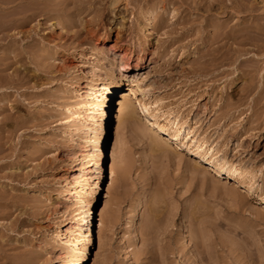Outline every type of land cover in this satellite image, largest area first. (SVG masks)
<instances>
[{
	"label": "rangeland",
	"instance_id": "374dc122",
	"mask_svg": "<svg viewBox=\"0 0 264 264\" xmlns=\"http://www.w3.org/2000/svg\"><path fill=\"white\" fill-rule=\"evenodd\" d=\"M11 1L0 0V264L64 258L58 237L78 213L68 189L88 151L99 185L83 264H264V0H35L34 20L30 0ZM108 77L144 92L134 121L119 120L113 95L96 147L72 132L70 107ZM145 103L253 167V188L148 132L163 118Z\"/></svg>",
	"mask_w": 264,
	"mask_h": 264
},
{
	"label": "bare ground",
	"instance_id": "6f19581e",
	"mask_svg": "<svg viewBox=\"0 0 264 264\" xmlns=\"http://www.w3.org/2000/svg\"><path fill=\"white\" fill-rule=\"evenodd\" d=\"M38 1L30 0V2H28V3H30L28 6L31 5V7H32V8L28 7L29 11L31 9L32 13L28 14L29 17H27L26 19L29 18L28 20H30V19L34 20V17L37 16V12H38V11L36 12V10H39V12L42 11V10H40V7H39V9H37V8H35V6H36V4L39 5V3L41 5L44 1L41 0L42 3L41 2L37 3ZM45 1H47V0H45ZM119 1L120 0H113L114 3H118ZM126 1L130 2V0H126ZM73 3L74 2H72V4ZM184 3L186 4V2H184ZM184 3L182 5H184ZM219 3H220V1H219ZM221 3H223V1ZM75 6L76 5H74V7ZM231 6H232V4H231ZM47 7H49V6H47ZM77 7H78V5H77ZM77 7H75L76 9L74 8L75 11L78 9ZM82 7L79 8L80 13H83V11H84V7L83 8ZM213 7H214V5H213ZM50 9H53V8H50ZM86 9H88V8H86ZM97 10H98L97 12L100 11L99 12L100 14L98 13L99 17H100V16L105 14L106 7H104V8L101 7ZM41 13H39V14H41ZM46 13H48V12H46ZM51 13H52V11H51ZM49 14H50V12H49ZM61 15H63V14H61ZM74 16H76V15H74ZM81 18H83V17H81ZM78 20H79V18H78ZM113 22L114 21L112 20V23ZM71 24L74 25L75 22H73ZM222 24H224V23H222ZM70 27H71V25H70ZM214 31H217V30L215 29ZM234 32H232V33H234ZM226 34H225V36L227 38L228 34L227 35ZM213 35H214V38H213ZM230 36H232V35H230ZM230 36L228 37L229 39H230ZM218 37H220V36H218ZM240 37L243 38V36H240ZM215 38H216V35L213 33L211 40L215 39ZM233 38H236L235 35ZM245 39H248V38H245ZM250 39H252V38H250ZM252 40H254V39H252ZM234 41H235V39H234ZM236 41H240V40L237 39ZM234 43H236V42H234ZM143 51H144V49H143ZM149 53L150 52L145 49L142 56H145L146 54H149ZM124 55H125V53H124ZM230 57H231V55H230ZM110 78L111 77H108L107 81L102 86L97 85L98 83L96 82V79H93V80L91 79L92 80L91 83L89 85H87L88 87H86L87 89L82 93L80 100L77 103H75L74 105H72V107H70L71 108L70 109V115H71L70 116L71 117L70 118V128H71L72 132H74L75 136L80 137L82 140H85L89 144L92 142L93 143L92 145H95L96 147H99L100 144L102 143V138H103L102 128L104 126L103 119H106L108 117L109 108H110L109 104L113 99V95H115L117 92H119V97L122 98L118 102V108H117L119 120L121 122L124 120H126V121L127 120H129V121L133 120L134 121L137 119V117H135L136 116L135 115V103L133 102L132 96H136V94H139V92L140 93L144 92V89H143L144 87L142 88V86L138 83L137 79L134 80L132 85H130L126 90H120V84L117 81H114ZM138 102L141 103V100L139 98H138ZM147 104L146 103L143 104L144 108L147 111L151 110V112L153 114H158L157 117L160 116L163 118L161 121L157 120V121L152 122V124L156 127L155 128L149 127L148 132L155 134V136L156 135L160 136L161 132L164 133V135H168V137L172 138V140L174 141L175 146H176V144H177V146L178 145H185V144H188L190 147L192 146L193 147L192 152H196V153L198 152V154H200V156H202V158L206 162H208L212 167L217 169V171L219 173H221V175L224 174V175H227L228 177H232V178H236L238 180L244 181L247 183V185L249 186L250 189L253 188V185L255 184V177H256L255 170L253 169V167H248L245 165L243 166V165H239L237 163H233L229 158H227V156L224 155V153L223 154L219 153V151H217L216 148H213L212 143L210 144L209 139H207L205 136L203 137V135L198 133V130L200 129L198 127V125L195 124V126L193 127L189 120H187V119L183 120V119L179 118L176 114H174L173 111H170V110L169 111L168 110L162 111L161 106H158V105L154 106L151 104L150 105H147ZM197 122H195V123H197ZM152 139H154V138H152ZM156 140H158V139H156ZM159 140L161 141V139H159ZM162 146H163V144H162ZM92 148H95V147L92 146ZM100 149L101 148H99L98 150H100ZM88 150H91V149H87V151ZM159 150L161 151L160 148H159ZM96 156H98V154H95L94 152L93 153H90V151L85 152V155L83 157V160H84L83 163L84 164H83L82 168L80 169V173L78 174L76 181L68 189V194H67L66 200L74 202V205L77 206L76 210H78V213L70 221L71 225L67 229L66 235L61 234L58 237L59 238V240H58L59 244L58 245H60V248H63L65 250V256L63 259L57 261L56 264H83L87 260V253H86V250L88 247L87 245L89 242H91V238H90L91 228H90V224H89V220H90L89 216L91 214L92 204H91V199H89V197H90V195L93 194L95 187L99 185V182L97 180H94V182L91 183L92 174L95 171V170H93L92 160L95 159ZM97 163H98V161H97ZM137 204H139V203H137ZM84 226L87 227L86 231H82Z\"/></svg>",
	"mask_w": 264,
	"mask_h": 264
}]
</instances>
